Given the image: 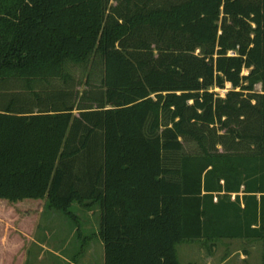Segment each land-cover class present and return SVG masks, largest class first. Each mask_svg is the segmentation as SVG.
Masks as SVG:
<instances>
[{
  "label": "trees",
  "instance_id": "trees-1",
  "mask_svg": "<svg viewBox=\"0 0 264 264\" xmlns=\"http://www.w3.org/2000/svg\"><path fill=\"white\" fill-rule=\"evenodd\" d=\"M90 56L98 105L76 107L55 82ZM42 200L98 205L103 264L200 238L264 264V0H0V203Z\"/></svg>",
  "mask_w": 264,
  "mask_h": 264
},
{
  "label": "rangeland",
  "instance_id": "rangeland-1",
  "mask_svg": "<svg viewBox=\"0 0 264 264\" xmlns=\"http://www.w3.org/2000/svg\"><path fill=\"white\" fill-rule=\"evenodd\" d=\"M89 59L85 64L67 65L72 78L68 83L55 82L56 86L70 89L76 107L95 108L98 105L96 99L101 94V64L96 57L90 56ZM243 73L246 74L247 70H243ZM230 89L229 83L222 88L211 87V90L221 97ZM259 89L258 84L256 90ZM73 113L76 116L80 114L78 109ZM216 148L218 151L222 150L220 145ZM183 151L199 152L200 147L195 141H185ZM80 160H77L78 164ZM87 203L89 200L83 203L75 201L70 205V210L78 219H72L62 212L48 208L46 200L23 202L13 206V212L9 210L11 214L8 213L12 216L10 219L4 215L5 208L3 203H0V218L8 221L9 236H16L17 233L21 236L29 234L51 250H41L39 246L30 244L21 264H103V242L96 235L99 208L97 204L85 206ZM27 212L32 213L30 217L33 219L30 222L22 217ZM1 227L0 223V235ZM261 250L260 241L249 239L200 238L176 245L178 264H261ZM54 252L60 256H56Z\"/></svg>",
  "mask_w": 264,
  "mask_h": 264
},
{
  "label": "crops",
  "instance_id": "crops-1",
  "mask_svg": "<svg viewBox=\"0 0 264 264\" xmlns=\"http://www.w3.org/2000/svg\"><path fill=\"white\" fill-rule=\"evenodd\" d=\"M234 197L235 193L231 194V199H234ZM3 207L5 208L4 215H6L7 218L12 219V216L9 215L11 214L9 210L13 212V208L7 205H3ZM27 213L22 216L23 219H30V215L32 213ZM0 223L2 225V233L0 235V264H21L22 261L25 259L30 244H35L36 246H39L41 250L51 251L44 244L33 239L29 234H24L25 236H21L17 233L16 236H9L8 221L3 220L2 217L0 218ZM54 253L56 256H60V254H57L56 252Z\"/></svg>",
  "mask_w": 264,
  "mask_h": 264
}]
</instances>
